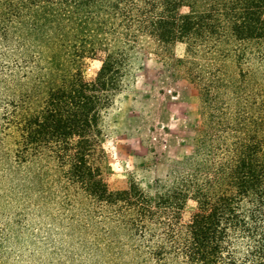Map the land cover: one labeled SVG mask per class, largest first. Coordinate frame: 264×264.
I'll return each instance as SVG.
<instances>
[{
	"label": "trees",
	"instance_id": "16d2710c",
	"mask_svg": "<svg viewBox=\"0 0 264 264\" xmlns=\"http://www.w3.org/2000/svg\"><path fill=\"white\" fill-rule=\"evenodd\" d=\"M139 37L184 45L203 124L152 191H110L102 124ZM0 111L18 190L95 214L123 264H264V0H0Z\"/></svg>",
	"mask_w": 264,
	"mask_h": 264
},
{
	"label": "rangeland",
	"instance_id": "374dc122",
	"mask_svg": "<svg viewBox=\"0 0 264 264\" xmlns=\"http://www.w3.org/2000/svg\"><path fill=\"white\" fill-rule=\"evenodd\" d=\"M184 51L183 44L165 49L139 37L129 53L122 88L102 124L98 164L110 191L131 184L152 191L174 160L192 153L203 118L198 85L176 65ZM99 67L86 58L80 70L92 80ZM8 162L0 160V264H123L133 258L128 247L105 239V224L95 214L61 213L41 193L18 190L16 178L6 174ZM195 208L188 198L183 218Z\"/></svg>",
	"mask_w": 264,
	"mask_h": 264
}]
</instances>
